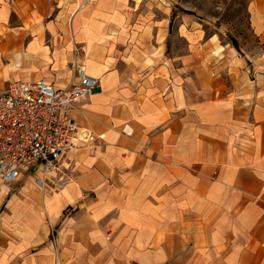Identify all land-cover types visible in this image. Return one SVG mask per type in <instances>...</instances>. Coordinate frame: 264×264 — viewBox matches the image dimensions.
I'll return each mask as SVG.
<instances>
[{
	"label": "crops",
	"instance_id": "crops-1",
	"mask_svg": "<svg viewBox=\"0 0 264 264\" xmlns=\"http://www.w3.org/2000/svg\"><path fill=\"white\" fill-rule=\"evenodd\" d=\"M247 11L252 43L212 53L189 90L123 0H0V87L66 86L90 64L100 86L73 115L104 134L70 155L66 191L40 193L18 180L28 171L0 179V264H72L99 246L101 264L166 262L171 246L193 264H264V0ZM43 210L60 221L56 253Z\"/></svg>",
	"mask_w": 264,
	"mask_h": 264
},
{
	"label": "rangeland",
	"instance_id": "rangeland-1",
	"mask_svg": "<svg viewBox=\"0 0 264 264\" xmlns=\"http://www.w3.org/2000/svg\"><path fill=\"white\" fill-rule=\"evenodd\" d=\"M123 2L126 4V9L133 11L137 18L143 21V25L148 20L147 29L154 31L152 34L154 36L149 39V47L155 48L161 38H164L166 60L170 62L172 67H176L177 64L185 67L183 70L186 77L185 83L189 90L197 84L195 76L197 67L202 65L207 72H210L212 53H214V57L216 53L220 55L223 47L227 46H236L243 53L246 47L252 43L249 35L247 0H123ZM155 23L159 26L158 40L155 38L156 30L152 27ZM163 26L166 28L164 35ZM45 78L49 81L55 79L53 77ZM92 144L93 142H88L66 152L59 161L58 169L46 176V185L38 191L44 194L54 192V187H58L56 190H59L61 184H65L76 172L70 155L82 147H89ZM32 174L34 171L30 169L18 180L21 181L23 177H32ZM75 208V205L67 207L62 217L74 216L77 212V208ZM43 214L45 227L50 231L49 243L56 253L60 221L52 222L50 215L44 210ZM79 220L80 222L87 221L82 217ZM173 247H168L169 249L172 248L168 261L150 264H193L191 260L193 251L187 249L185 255H178ZM98 248V256H88L85 261H73L72 264H101L104 260L100 252L102 247L99 246ZM118 264L143 263L122 260Z\"/></svg>",
	"mask_w": 264,
	"mask_h": 264
},
{
	"label": "built area",
	"instance_id": "built-area-1",
	"mask_svg": "<svg viewBox=\"0 0 264 264\" xmlns=\"http://www.w3.org/2000/svg\"><path fill=\"white\" fill-rule=\"evenodd\" d=\"M77 74L78 80L66 86L37 78L15 79L0 87V179L4 183L30 169L36 184L46 183L66 152L104 138L73 115L76 103L100 86V78L84 66Z\"/></svg>",
	"mask_w": 264,
	"mask_h": 264
},
{
	"label": "bare ground",
	"instance_id": "bare-ground-1",
	"mask_svg": "<svg viewBox=\"0 0 264 264\" xmlns=\"http://www.w3.org/2000/svg\"><path fill=\"white\" fill-rule=\"evenodd\" d=\"M84 68H85L87 71H90L91 66H90V64H85V65H84ZM96 74H97V75H100V72L97 71ZM94 75H95V74H94ZM35 183H36V182H35ZM29 184H31V183L29 182ZM35 185H36V184H35ZM45 185H46V183H43V184H41V185H38V184H37V186H39V187H44ZM64 185H65V184H62L61 187H62V188L64 187V189H65V186H66V185H65V186H64ZM66 190H67V189H65L64 191H66Z\"/></svg>",
	"mask_w": 264,
	"mask_h": 264
},
{
	"label": "trees",
	"instance_id": "trees-1",
	"mask_svg": "<svg viewBox=\"0 0 264 264\" xmlns=\"http://www.w3.org/2000/svg\"><path fill=\"white\" fill-rule=\"evenodd\" d=\"M235 45H236V43H235Z\"/></svg>",
	"mask_w": 264,
	"mask_h": 264
}]
</instances>
